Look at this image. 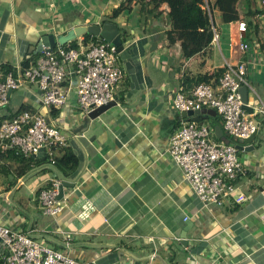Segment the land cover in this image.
Here are the masks:
<instances>
[{
  "label": "crops",
  "instance_id": "0c3cea01",
  "mask_svg": "<svg viewBox=\"0 0 264 264\" xmlns=\"http://www.w3.org/2000/svg\"><path fill=\"white\" fill-rule=\"evenodd\" d=\"M262 1L255 0V7L264 12ZM148 10L139 0H0V81L7 76L4 68L14 71L37 55L35 47L45 35L110 21L124 44L119 63L124 84L117 85L115 100L100 109L101 116L87 119L72 94L54 118L71 136L68 147L79 159L78 170L65 179L47 163L23 177L7 169L5 182L0 181V224L89 264H264V116L256 117L254 150L239 152L243 167L234 182L237 190L220 207L203 206L169 154L172 136L184 120H193L174 109L176 91L190 92L204 77L214 86L217 71L232 55L235 66L247 71L248 104L256 109L264 104V14L241 16L240 21L257 25L254 35L244 38L250 50L235 46L237 22L220 24L219 44L187 60L180 41L169 40V6L161 5L158 16ZM77 39L76 45L84 35ZM24 106H40L36 92L13 91L0 114ZM200 118L204 123L209 118L214 128L222 120ZM52 178L74 184L65 189L63 211L56 216L45 214L40 203ZM7 253L0 243V264Z\"/></svg>",
  "mask_w": 264,
  "mask_h": 264
},
{
  "label": "built area",
  "instance_id": "2783aa9c",
  "mask_svg": "<svg viewBox=\"0 0 264 264\" xmlns=\"http://www.w3.org/2000/svg\"><path fill=\"white\" fill-rule=\"evenodd\" d=\"M262 4L264 6V0ZM237 24L239 41L235 46L246 52L251 49L244 41L248 24L246 20ZM97 38V42L92 39L87 44L83 40L76 48L63 45L44 51L30 67L19 65L0 81V112L10 103L9 90L36 92L40 104L33 111L0 114V153L14 152L37 159L44 149L47 165L55 170V156L68 147V142L51 116V107H64L74 94L87 117L115 100L116 87L124 78L119 64L120 52L117 46ZM219 39L220 33L214 29L213 43L218 45ZM223 69L216 88L209 83L199 84L190 92L179 88L173 106L182 114L214 110L222 118L226 135L244 144L256 132L254 120L259 114L264 115V104L255 108L253 114L244 110L241 89L251 88L246 68L226 62ZM213 135L215 129L204 122L184 120L172 136L169 147L170 156L183 171V180L204 207H220L236 192L234 182L243 167L237 144L219 143ZM62 181L52 178L51 187L40 192V203L47 215L56 216L63 211L58 200ZM244 201L243 195L237 198L238 203ZM0 239L8 251L4 256L5 264H89L1 224Z\"/></svg>",
  "mask_w": 264,
  "mask_h": 264
},
{
  "label": "trees",
  "instance_id": "16d2710c",
  "mask_svg": "<svg viewBox=\"0 0 264 264\" xmlns=\"http://www.w3.org/2000/svg\"><path fill=\"white\" fill-rule=\"evenodd\" d=\"M139 1L146 9L149 7V14H156V11H158L163 4L169 6L172 27L171 31L168 33V37L171 43L180 41L183 57L187 60L212 47L214 29H216L215 17L218 18V23L220 25L238 22L241 20V16L257 17L261 13L264 14L263 11L255 7V0H245V9L243 13L241 12L240 6L244 0H150L148 3H144L146 0ZM121 11V8L116 9L110 19H116ZM156 15L158 16L159 14ZM256 31L257 25L252 21H248L247 38L250 39ZM90 39H93L94 42L98 41V38L95 36L89 34L84 35L85 44L89 43ZM76 41H78V39L74 40L69 45H64V47L76 48ZM40 55L41 54H37L35 57H29L23 60L21 63L22 67H30L32 62L35 63ZM4 69L7 70V73L12 71L11 68ZM223 73L224 69L217 71L216 82L214 84L215 88L219 85V80ZM203 81L205 83H210L209 79L204 77L198 80V84ZM59 109L60 108L57 107H51L50 113L53 118L59 116ZM25 110L33 111L34 108L24 106L18 110V113ZM201 118H203V116ZM219 125L224 132L223 122L219 123ZM224 136L230 143L233 141L225 132ZM213 139L221 142L215 135H213ZM47 162L48 161L42 162L39 158H28L23 155L18 156L14 152L5 154L0 153V173L5 175L7 169H11L18 177H23L27 175L35 164ZM78 167L79 159L71 148L67 147L59 150L55 156V170L60 174V177L65 179L70 178L78 170ZM50 187L51 184H48L47 189Z\"/></svg>",
  "mask_w": 264,
  "mask_h": 264
},
{
  "label": "water",
  "instance_id": "95a60500",
  "mask_svg": "<svg viewBox=\"0 0 264 264\" xmlns=\"http://www.w3.org/2000/svg\"><path fill=\"white\" fill-rule=\"evenodd\" d=\"M89 34L91 36H96L99 37L101 39H103L104 41L111 43L115 46L118 47L119 52H122L124 49V44L123 41L121 39L120 36V32H119V28L118 26L110 21H107L104 23V25L102 27H100L99 25H93V26H79L76 27L70 31L67 32L66 35H60L58 37H55L53 34L52 35H45L41 38L39 44L37 47H35V54H39L42 53L44 51H49V50H53L54 48H56L57 46H63L66 45L68 43L73 42L74 40H76L77 38ZM245 68V67H244ZM247 90L248 87L244 86L241 89V94H242V99L244 102V106L243 109L248 111V113L253 114L255 112V108L254 106H250L248 104V94H247ZM12 90H9V97L11 98L12 96ZM184 116L190 117L193 116V120L196 122L200 121V116L201 115H208V116H217V113L214 110H202V111H196L194 114H183ZM101 116V111L100 110H96L92 113H90L86 118L87 119H91V120H95L97 118H99ZM254 123L257 127L256 132L249 138L247 139L244 144L246 146H242V145H237V148L239 149V151H245V152H249L254 150V146L253 143L257 137L259 128H260V122L257 120V118H255ZM215 136L217 139L225 142V143H230V141L228 139H226V137L224 136V132L222 130V128L220 126H216L215 128ZM64 136L67 139H70L71 136H69L66 132H63ZM46 153L45 150L42 149L38 155V158L41 161H46ZM74 184L67 182V181H62V184L59 187V195H58V200H62L64 195H65V189L69 188V187H73ZM184 239H186V237H183ZM0 243L4 244V242L0 239Z\"/></svg>",
  "mask_w": 264,
  "mask_h": 264
},
{
  "label": "rangeland",
  "instance_id": "374dc122",
  "mask_svg": "<svg viewBox=\"0 0 264 264\" xmlns=\"http://www.w3.org/2000/svg\"><path fill=\"white\" fill-rule=\"evenodd\" d=\"M124 7V6H123ZM123 7H121V9H122V11H123ZM240 9H241V12L243 13L244 12V9H245V0L242 2V4H241V6H240ZM107 19H109V17L107 18ZM215 21H216V29H219L220 28V25H219V23H218V18H216L215 17ZM221 43H223L222 42V38H221ZM223 49V51H224V54H225V56H226V58H228L229 59V54H231V52L229 51V47H228V45L225 43V46L222 48ZM229 52V53H228ZM214 53L218 56V58H219V61H224L223 60V57H222V55H221V53H220V50H219V48L218 47H216L215 49H214ZM234 57H235V54L234 55H232V58L229 60L230 61V63H232V65L235 63V59H234ZM119 63H121V61L119 62ZM234 66H235V64H234ZM121 67V66H120ZM123 82H121V83H119V87H123ZM263 114H261V116L260 117H263L262 116ZM218 117V120L220 121L221 120V117L220 116H217ZM260 117H259V119H260ZM209 119V118H208ZM206 120V124H207V126H211V123H210V119L209 120ZM261 120V119H260ZM220 122H222V120L220 121ZM221 142H223V141H221ZM221 142H219V143H221ZM35 165H38V164H35ZM35 165H34V169L35 168H37V167H39V165L37 166V167H35ZM48 166V165H47ZM48 168L49 169H52V168H50L49 166H48ZM34 169H32L31 170V172L34 170ZM30 172V173H31ZM29 173V174H30ZM29 177V176H28ZM28 179V178H27ZM5 180H6V176L5 175H3L2 173H0V181H1V183H3V182H5Z\"/></svg>",
  "mask_w": 264,
  "mask_h": 264
}]
</instances>
